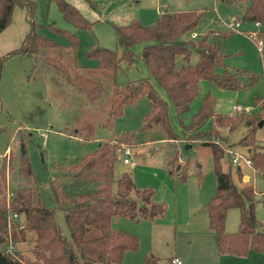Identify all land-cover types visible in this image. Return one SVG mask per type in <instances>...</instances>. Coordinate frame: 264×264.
Listing matches in <instances>:
<instances>
[{"label":"trees","instance_id":"16d2710c","mask_svg":"<svg viewBox=\"0 0 264 264\" xmlns=\"http://www.w3.org/2000/svg\"><path fill=\"white\" fill-rule=\"evenodd\" d=\"M222 1L228 5L245 3L242 5V19L264 24V0ZM56 2L68 22L78 28L92 27L93 22L76 5L68 0ZM16 5L28 7L31 28L18 49L7 56L0 55V82L6 57L16 54L34 56L35 66L38 63L43 68L63 105L69 101L70 95L84 100V104L78 107L75 120L69 124L73 131L68 132L84 141H96V145L75 163L56 164L55 175L45 185L39 182L30 161L27 138L20 141L16 154L3 159L0 166V244L7 245V249L0 251V264H122L126 252L138 249L139 237L114 228L113 218L152 222L164 215L167 205L154 199L153 189L139 187L131 172L115 176L119 145L114 142V136L104 138L99 131L112 130L125 106L136 103L145 95L149 110L143 115L139 131L122 132L115 136L117 141L133 145L158 139L178 140L179 135L170 122L169 103L155 83L166 91L181 115L197 95L202 79L214 82L222 89L239 90L247 85L241 77L248 73L226 63L229 54L224 49V41L229 32L216 33L212 44L208 42V36L198 43L183 39L198 26L203 16L198 10L165 8L152 24L146 25L135 18L130 23L114 25L116 44L121 53L92 45L87 56L94 58L96 64L82 66L77 63L78 35L54 24L50 27L67 39L66 44L39 35L32 18L34 4L31 0H0V32L11 23ZM91 5L95 7L94 3ZM137 44H143L140 54L133 50ZM192 48L199 56L194 64L191 63ZM137 57L145 62L149 74L140 80L118 82L121 63L125 61L132 65ZM178 57L183 60L180 66H177ZM254 80L251 77L250 83ZM262 104L264 108V101ZM207 117L212 119L211 129L192 135L213 149L216 190L204 206L208 214L207 228L215 234L217 251L221 255L246 256L250 250L263 252L264 221L257 217L256 211L260 193L251 181L238 186L232 170L223 167V160L228 156L230 163H234L232 154L229 155L221 143H225L226 137L222 129L232 133L243 125L246 129L239 142L249 149L255 172L264 175V151L256 149V114L218 113L214 111V98L208 93L194 115L191 127H197ZM178 157L179 152H172V149L167 155V168L171 173L180 169L176 165ZM236 169L239 181L242 177L239 164ZM199 176L202 177V172ZM180 179L185 182L187 173H183ZM45 190L50 193L52 204L45 201ZM233 208L239 210V228L230 233L226 230V221L228 211ZM57 209L65 212L72 241L62 234L57 224ZM14 214L23 215L25 223L21 225L15 221ZM29 231L36 233L32 249L35 258L25 263L22 254L8 249H15L18 243L26 241ZM158 261L159 258L151 254L143 264H157Z\"/></svg>","mask_w":264,"mask_h":264},{"label":"rangeland","instance_id":"374dc122","mask_svg":"<svg viewBox=\"0 0 264 264\" xmlns=\"http://www.w3.org/2000/svg\"><path fill=\"white\" fill-rule=\"evenodd\" d=\"M31 1L34 4L32 18L39 35L66 44L67 39L53 30L51 24L78 35L77 63L82 66L96 64L94 58L87 56L92 45H101L121 53V49L116 44L114 25L127 24L135 18L146 25L152 24L165 8L175 11L196 9L203 12L198 26L184 35V40L191 39L198 43L203 37L208 36V42L212 44L216 33L229 32V36L224 41V49L229 54L226 63L230 67L236 66L248 73L241 77L246 86L239 90H227L220 88L214 82L202 79L199 82L198 93L188 109L178 115L166 91L155 83L159 93L169 103L170 122L179 135L178 140L158 139L137 142L133 145L117 141L115 136L122 132L139 131L143 115L149 110L148 98L145 95L140 96L136 103L125 106L123 114L116 118L112 130L99 131V135L104 138L114 136V142L119 145L120 155L114 168L115 176L119 177L125 171L131 172L139 187L153 189L154 199L167 205L164 215L152 222L147 220L136 222L127 217L113 218L114 228L139 237L138 249L126 252L122 264H143L145 258L151 254L159 258L157 264H169L167 260L173 255L183 256L186 264L204 262L208 264L210 235L214 236V250L217 243L215 234L207 229L208 214L200 203L202 196L203 199H207L206 197L210 195L209 188L213 193L216 190L213 149L209 145L202 144L198 137L192 135L200 131H209L212 127V119L207 117L197 127H191L193 117L198 112L204 96L210 93L214 98V111L218 113L256 114V149L264 151V108L262 107L264 52L258 50L259 39L249 38L248 32L257 30V24L242 19V5L245 3L228 5L222 0H91V3L95 4L93 7L88 0H68L93 22L90 29H83L63 17L56 0ZM28 17L27 6H15L11 23L0 32V55L7 56L21 46L31 28ZM236 21L241 23V27L233 30L230 28V23ZM258 37L264 39V24ZM217 39L221 40V38ZM142 48L143 44H137L133 50L136 54H140ZM198 57L196 49L192 48L191 63H196ZM182 62V57H178L177 66ZM148 74L145 62L137 57L132 65H128L125 61L121 63L117 80L125 83L140 80ZM251 77L255 78L252 83H250ZM54 89L55 85L46 77L43 68L38 63L35 66L34 56L16 54L4 60L0 82V166L3 159H9L10 155L16 154L20 141L27 138L30 161L42 185L49 184L55 175L56 164L75 163L96 145V141H84L79 137H72L68 132L73 131L69 124L75 120L79 113L78 107L84 104V100L76 95H70L69 101L63 105ZM59 90L64 93V90ZM236 106H240L242 111L236 110ZM64 129L66 132H60ZM245 129L243 125L232 133L222 129L226 137L225 143H221L229 155L237 153L249 157V149L239 142ZM186 145L189 147L186 148ZM124 148L131 149L129 163L123 161L121 151H124ZM171 149L172 152L174 150L179 152L176 165L180 169L175 173H171L167 168L166 158ZM229 159V156L224 158L223 167L232 170L238 186L251 181L260 193L258 196L260 202L256 211L257 217L264 221V175L256 173L252 164L248 165L242 159V177L238 181L237 165L230 163ZM185 172L188 179L184 182L181 181L180 176ZM199 172H202V177L199 176ZM245 174H248L250 179L244 178ZM43 197L47 203L52 204L48 191H44ZM13 218L21 225L25 223L23 215ZM232 219L237 229L238 209L229 210L226 224ZM56 221L62 234L72 241L65 221V212L62 209H57ZM35 242L36 233L29 231L27 240L18 243L12 251L22 254L23 262L28 263L35 258L32 251ZM6 249L7 245L0 244V251ZM253 259L258 262L251 259V264H264V251L257 252Z\"/></svg>","mask_w":264,"mask_h":264},{"label":"crops","instance_id":"0c3cea01","mask_svg":"<svg viewBox=\"0 0 264 264\" xmlns=\"http://www.w3.org/2000/svg\"><path fill=\"white\" fill-rule=\"evenodd\" d=\"M163 10L161 11V13L163 12ZM193 10H196V9H193ZM177 11H185V10H177ZM241 163L239 164V166L242 169V166H241L242 164ZM244 178H249L250 179L248 174H245ZM209 191L211 193H210L209 196L206 195V196H208V197H206L207 199H203V196H202L200 206L202 204H203L202 206H205V204L212 197V194H214L213 191L210 190V188L208 189V192ZM228 213H229V211H228ZM239 219H240V215H239ZM239 219L237 221V229H236V223H235V226H234L233 225V219H232V221H230V223L228 222V224H226V230L229 231L230 233L237 231L238 228H239ZM235 220H237V217L235 218ZM213 237H214L213 235H210V260L208 261V264H251L252 260L254 262H256V263L258 262L255 259H253L254 257H256V253H257L254 250H250L246 256H237V255H233V254H223V255L219 254L218 251L216 250L217 249V244H215V250L213 249V246H214L213 245ZM173 256L181 257L183 262H184V264H186V260H185V258L183 256H181V255H173ZM173 256H171V257H173ZM124 259H125V257H124ZM167 261H169V259ZM203 264H206V263L204 262Z\"/></svg>","mask_w":264,"mask_h":264},{"label":"built area","instance_id":"2783aa9c","mask_svg":"<svg viewBox=\"0 0 264 264\" xmlns=\"http://www.w3.org/2000/svg\"><path fill=\"white\" fill-rule=\"evenodd\" d=\"M256 24H257V30L249 31L248 35H249V38L251 40L259 39L258 42H257L258 50L260 52H262V51L264 52V39L258 37V35L261 32L262 25L260 23H256ZM240 27H241V23L239 21L230 23V28L233 29V30H236V29H238ZM235 109L238 110V111L242 110V108L240 106H236ZM130 150H131L130 148H128V149L124 148V151H121L122 152L121 154L123 155V161L125 163H129L130 162ZM232 157H233L232 160H233L234 164H237V165L240 164L241 160L243 159L246 162V164L251 165V160L249 159V157H245L242 154L233 153ZM14 217H18V215L14 214ZM11 249H13V247H10L8 249V251H10ZM169 264H184V262L181 259V257L173 256L170 259Z\"/></svg>","mask_w":264,"mask_h":264},{"label":"water","instance_id":"95a60500","mask_svg":"<svg viewBox=\"0 0 264 264\" xmlns=\"http://www.w3.org/2000/svg\"><path fill=\"white\" fill-rule=\"evenodd\" d=\"M185 147H186V148H188V147H189V145H186Z\"/></svg>","mask_w":264,"mask_h":264}]
</instances>
